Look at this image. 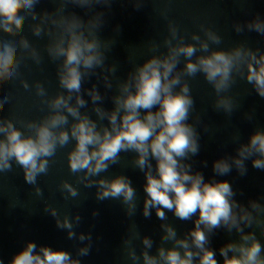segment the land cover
<instances>
[{"label":"clouds","instance_id":"obj_1","mask_svg":"<svg viewBox=\"0 0 264 264\" xmlns=\"http://www.w3.org/2000/svg\"><path fill=\"white\" fill-rule=\"evenodd\" d=\"M51 2L56 5L53 11L38 13L35 9L41 0H0V33L13 38H0V89L20 77L19 69L25 59L37 65L42 61L41 53L23 35L29 18L33 21L29 25L32 34L48 38L45 51L51 61L58 62L56 75L63 89L49 98L44 85L34 82L36 95L49 109L39 121H17L21 127H16L12 119L0 117V173L12 171L15 163L22 169L25 182L33 186L37 196H42L37 178L48 173L57 150L74 141L67 152V162L76 183L85 188L95 187L98 201L119 200L125 206V214L132 217L137 211V193L131 180L125 175L107 178L101 174L119 163L121 153H135L132 163L146 181L142 215L150 218L155 210L160 221L168 220L167 212L181 221L197 218L194 227L183 237L171 224L161 223V243L155 254L151 252L152 238L141 236L132 225L123 245L133 264L140 261L142 264H218L216 252L209 244L210 236L220 228L229 233L234 230L239 236L238 240L219 248L223 264H264V245L255 231H245L255 226L264 235V204L257 200H249L247 206L237 202L228 181L215 178L206 181L203 173L194 172L192 164L187 162L200 151V133L195 124L188 122L195 101L185 80L202 74L215 91L214 108L231 116L238 104L228 93L237 77L264 98V51L244 43L227 50L213 49L211 45H220L222 37L204 25H200L203 38L194 32L190 36L193 42H185L177 25L169 21V35L163 40L167 51L135 65L117 84V94L110 97L113 107L106 109L102 106L105 96L97 84L84 87V83L95 76L102 80L106 90L113 87L110 77L115 76L117 66L107 64L106 60L115 40L101 39L99 32L105 24V13L96 10L97 6L110 9L113 0ZM131 2L140 9L142 0ZM70 6L91 15L84 19L70 11ZM233 29L237 34L247 30L264 37V18L257 14L243 23L235 22ZM116 31L119 32V26ZM160 47L152 43L149 51L157 53ZM181 58L184 66L179 69ZM20 82L29 89L26 80ZM84 94L91 101L96 120L81 111L89 103ZM9 100L7 95L0 98V112ZM253 118L254 112L245 113V119ZM97 120H106L107 124L98 125ZM195 121L201 123L199 115ZM233 140L238 145L235 155L213 161L215 176H226L233 168L239 175H246L245 162L249 160L253 168L264 170V130L253 131L247 142H240L238 135ZM203 163L206 167L207 162ZM59 190L65 199L79 195L78 188L67 180L61 181ZM44 211L55 219L57 228L67 230L68 239L80 242L82 246L77 248L76 258L67 251L28 241L9 264H81L79 257L90 254L93 237L91 232L75 231L81 223L80 214L61 218L57 209L48 205ZM92 215L99 213L93 211ZM136 239L142 245L139 255ZM169 242L171 246L165 247Z\"/></svg>","mask_w":264,"mask_h":264},{"label":"water","instance_id":"obj_2","mask_svg":"<svg viewBox=\"0 0 264 264\" xmlns=\"http://www.w3.org/2000/svg\"><path fill=\"white\" fill-rule=\"evenodd\" d=\"M55 7L51 0H41L35 10L38 13L42 10L53 11ZM69 10L84 19L91 15L75 6H70ZM96 10L105 13V24L99 32L101 39L115 40L107 53L106 63L115 64L117 71L114 77H110L113 84L111 90H106L102 80L95 76L85 81L84 87H91L96 83L98 90L105 96L102 106L106 109L113 107L110 97L117 94V84L127 77L135 65L142 64L153 54L159 55L167 51L163 47V40L169 35V21L177 25L180 34L185 36V42H193L190 36L194 32L203 38L200 25H204L222 37L220 45H211L213 49L227 50L238 43H244L250 48L264 51V37L247 30L237 34L233 29L235 22L243 23L257 14L264 18V0H142L139 10L133 6L131 0H113L110 9L97 6ZM31 23L33 21L29 18L25 23L23 35L41 53L42 61L37 65L31 59H25L19 69L20 77L0 89V98L5 95L10 97L4 111L0 112V117L12 119L16 127H21L17 121H39L48 114L47 105L43 104L35 93L34 82L39 81L44 85L49 98L63 91L56 75L58 62L51 61L45 51L48 38L34 36L29 27ZM117 26L119 32L116 31ZM0 38L13 39L3 33H0ZM15 39L18 40L19 37ZM152 43L161 45L159 52L149 51ZM183 66L181 58L178 68L182 69ZM99 71L100 69H97V72ZM21 79L29 83V89L26 90L22 86ZM185 80L195 101L194 111L188 122L195 124L200 133V151L187 161L192 164V170L203 173L206 181L212 178L228 181L235 192L234 199L245 206L249 200L264 204V170L253 168L251 160L245 162L247 174L243 176L239 175L235 168L230 174L222 177L215 176L212 170L213 161L225 155H235L238 145L233 140L234 136L238 135L240 142H247L253 131L264 130V98L259 97L245 80L237 77L228 94L234 97L238 108L231 116H227L223 111L214 108L215 91L202 74L185 77ZM84 98L89 103L87 108H82L81 111H86L96 120L91 101L86 94ZM249 112H254L251 121L245 119V113ZM197 115L201 120L199 124L195 121ZM69 120L71 122L72 118L69 117ZM97 123L106 125L107 121L97 120ZM74 143L72 141L64 148H59L51 158L48 173L37 178V184L43 190L42 196H37L33 186L25 182L22 169L15 163L12 171L0 173V260L3 264H9L12 257L21 251L28 241L35 242L38 246L67 251L76 258V250L82 245L77 240L68 239L67 230L57 228L55 219L44 211L45 205L55 207L61 218L66 214L71 218L76 213L82 217L75 231L91 232L93 243L90 254L79 257L81 264H133L123 245V239L129 235L132 225L136 226L141 236L152 238V254H155L156 247L161 243V223L171 224L181 237L194 227L196 216L192 220L181 221L172 212H167L168 220L160 221L155 215V210H152L150 218L142 215L146 195L143 186L146 181L144 174L132 163L135 156L132 152L121 153L119 163L111 165L108 171L101 175L107 178L125 175L131 180L137 193L136 214L128 217L125 214V206L119 200L98 201L95 197V187L85 188L77 184L76 176L69 171L67 152ZM205 161L206 167L203 163ZM64 180L78 188L77 197L64 198L59 190V185ZM93 211L99 215L94 217ZM245 231H255L257 238L264 245V235H261L259 228L254 226ZM238 239L239 236L234 230L232 233L224 228L214 231L210 236L209 247L215 250L218 264H223L219 248ZM134 244L139 255L142 247L140 240L136 239ZM164 246L170 247L171 243ZM139 264H142V261Z\"/></svg>","mask_w":264,"mask_h":264}]
</instances>
